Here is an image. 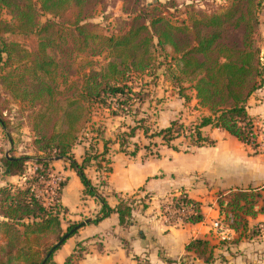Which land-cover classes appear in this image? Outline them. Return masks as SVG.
<instances>
[{
	"label": "trees",
	"instance_id": "1",
	"mask_svg": "<svg viewBox=\"0 0 264 264\" xmlns=\"http://www.w3.org/2000/svg\"><path fill=\"white\" fill-rule=\"evenodd\" d=\"M117 1L122 17L114 18L107 32L93 18L108 0H0V129L11 148L27 129L32 154L16 157L10 149L6 157L1 152L0 264H54L53 254L76 233L63 240L79 224L64 231L66 210L60 201L48 203L46 183L55 159L74 170L84 195L100 204L93 224L115 214L119 226L129 225L135 200H119L111 209L84 173L90 166L98 173L111 171L106 143L102 152L97 149L102 129L90 126L91 115L99 109L112 117L137 116L151 96L148 86L160 78L186 103L193 99L208 112L188 126L175 120L150 135L161 145L178 151L172 143L184 140L189 147H211L214 142L202 133L210 127L257 150L258 130L246 104L263 81L255 34L264 0H228L226 7L212 11L176 0ZM137 130L129 128L122 139L134 138ZM141 130L145 136L147 130ZM85 134H91L88 142ZM83 138L88 147L78 163L72 149ZM124 144H119L121 150ZM14 177L21 184L6 180ZM64 186L65 181L58 184V196ZM230 198L217 203L226 219L230 209L232 221L225 226L245 230L243 216H253L255 195L235 193ZM172 202L175 208L194 207L183 224L203 221L197 202L183 194ZM186 254L204 264L213 261V248L204 239L191 241ZM76 258L72 255L64 264H75Z\"/></svg>",
	"mask_w": 264,
	"mask_h": 264
},
{
	"label": "crops",
	"instance_id": "2",
	"mask_svg": "<svg viewBox=\"0 0 264 264\" xmlns=\"http://www.w3.org/2000/svg\"><path fill=\"white\" fill-rule=\"evenodd\" d=\"M158 82L171 95V98L165 97L159 104L162 108L156 119L158 131L168 128L175 120L191 123L208 115L207 110L200 109L195 100L186 103L162 78L157 81L156 89ZM262 96L264 84L246 104V111L254 121L264 117ZM152 98L151 93L150 101ZM100 113H103L101 118ZM120 117L94 109L90 126L102 129L101 136L96 140L99 152H102L105 143L106 149L111 145L106 154L111 171L101 177L102 174L90 166L84 173L93 185L99 187V192L111 209L118 205L119 200L130 197L135 200L130 223L121 227L117 216L111 214L93 224L100 212V204L95 198L84 195V188L74 170L62 161H53L51 168L65 181L60 194L61 206L66 210L62 220L63 230L66 231L69 225L84 223L56 250L53 263L64 264L74 255L77 256L75 264H204L201 260L186 256V247L191 241L204 239L213 248V261L209 264H264V150L262 153L258 149L253 150L225 132L206 127L202 133L214 142L213 147L184 152L161 145L150 151L146 149L147 144L141 143L130 154L117 145L116 134L122 127H130L124 123L125 117ZM137 134L139 132L134 138ZM90 137L91 134L84 135L87 142ZM84 138L72 149L78 163L88 147ZM3 141L5 139L0 129L1 147ZM100 179L102 186H99ZM6 180L21 184L17 177ZM1 181L0 171V185ZM213 191L221 192L219 198L235 193L255 195L253 216L239 213L246 221V228H239L237 232L228 229L229 242L220 243L212 230V224L223 219L216 199L213 201L211 197ZM180 194L200 205L203 216L201 223L188 225L167 219L165 206ZM252 232L259 234L253 237L250 235Z\"/></svg>",
	"mask_w": 264,
	"mask_h": 264
},
{
	"label": "rangeland",
	"instance_id": "3",
	"mask_svg": "<svg viewBox=\"0 0 264 264\" xmlns=\"http://www.w3.org/2000/svg\"><path fill=\"white\" fill-rule=\"evenodd\" d=\"M157 1L163 3L166 0H157ZM176 1L180 4H183V5L193 4L198 9H203V10H208V11H212L218 7L224 8L228 5V0H176ZM116 17H122V15H121V4L117 0H108V3L104 8H98L96 10L94 18H93V22L98 23L101 27H103L107 31V30H111L112 23H113L112 20ZM259 21H260V24H259L257 32L255 34V39L257 41L258 48L260 51V56H259L260 62L261 63L263 62V65H264V15L262 13L259 14ZM107 32H109V31H107ZM95 61L98 65L102 64L101 58H96ZM161 73H162V71L159 72L158 75H161ZM145 81L150 82L149 79H146ZM262 84H264V75H263ZM155 86L153 88L151 85L148 86L149 90L152 91L151 93H152L153 98L150 101V99H151V96H150V98L142 106H140L138 108L139 114L137 116H132L133 113H130L129 115H126V116H121V117H125L123 121H124V123L128 124V126H130V127H127V128L125 126H124V128L122 127L120 132H118L116 134L117 135L116 140H118L117 145L121 144L122 142H125L122 149L127 150L128 151L127 153L131 154L132 152L136 151L138 149V147H140L141 143L147 144L146 149H148L150 151L155 150L156 148L161 146L160 140L158 138H152L150 135H152L153 133L158 131V127L156 126V124H157L156 119L158 117L159 112H161L160 110L162 108L159 104L161 103L162 100H164L165 97L171 98V95H170V93H167L169 90L164 89L165 86L160 84L159 82L157 84V89L155 88ZM157 98H159V99H157ZM262 98H264V96H262ZM159 100H160V102L158 103ZM15 105L16 104H12V106H10V109L13 111L16 110L17 106H15ZM102 114L103 113L99 114L100 118H101ZM107 114H109V113L107 112ZM140 120L145 121L143 125L139 122ZM120 122L117 121L116 123H120ZM179 122L181 124H183L184 126L189 125L188 121L185 122L182 119H179ZM255 123L257 124V129H258L257 132H258V137H259V140H258L259 143H258L257 149L260 150L262 153L264 150V117H262L258 120L256 119ZM137 127H138V130L136 132H139V134H137L138 135L137 137H135L134 139H132V138L126 139V137H125V140L122 139V138H124L122 136L126 135L129 128H137ZM141 128L147 130V134L145 135L146 138H143L142 136H144V135L140 134V133L143 134V131L141 130ZM29 136L30 135H29L27 129H23L21 132L20 140L19 141L17 140L18 143L15 140L16 144L14 145L13 148H10L6 141H3V143L1 142V144L3 146L2 147L0 146V156H1V152H2V154H4V156H5V154L8 155V153L10 152V149L13 152L12 154L16 157H19L21 155H29V156L32 155L30 152V147H29V145H30V140H29L30 137ZM108 146H107V149L109 148L108 150H110L111 145H108ZM172 146L176 147V149H178V150H181V151L183 150L184 152L191 151L192 149H194V147L187 146V144L185 143L184 140L175 141L174 143H172ZM213 146H211V147H213ZM208 148H210V147H208ZM110 154L111 153H109V156H110ZM52 172L55 173L54 175H56V176L59 175L55 172V169H52ZM100 174H102L101 177H103L104 174L102 172ZM59 177L64 180V178L62 176L59 175ZM100 181H101V179H100ZM210 189L211 188H209L208 191ZM220 195H221V192L213 191L211 193V197H212L213 201H214V199H216V206H217L218 201L222 202L223 204L229 203V201L231 199L230 196L219 198ZM227 211H228V217H227L228 221H226L227 219L225 218V215H223V214H222V216H223L222 220L215 221L217 223H221L223 227L230 225V215H229L230 209H227ZM222 212L225 213V209L222 210Z\"/></svg>",
	"mask_w": 264,
	"mask_h": 264
},
{
	"label": "built area",
	"instance_id": "4",
	"mask_svg": "<svg viewBox=\"0 0 264 264\" xmlns=\"http://www.w3.org/2000/svg\"><path fill=\"white\" fill-rule=\"evenodd\" d=\"M264 68L263 62L261 63ZM254 126L257 129V124L254 121ZM258 130V129H257ZM62 180V181H61ZM64 180L58 176L51 174L49 176V181L46 183L47 192H48V203H56L60 201V196L57 195L58 184L63 182ZM44 183V182H43ZM165 215L168 220L178 221L182 223V219L187 218L188 216L194 214V207L189 206H179L175 208L173 202L167 204L164 208ZM212 230L217 235V239L221 242H229L231 240L230 234L228 233V229L223 227L221 223L215 222L212 225Z\"/></svg>",
	"mask_w": 264,
	"mask_h": 264
},
{
	"label": "water",
	"instance_id": "5",
	"mask_svg": "<svg viewBox=\"0 0 264 264\" xmlns=\"http://www.w3.org/2000/svg\"><path fill=\"white\" fill-rule=\"evenodd\" d=\"M6 157H8L7 154H5ZM53 161H59L58 159H55ZM86 223H88V221H86ZM84 225V223H80L79 225H77L76 227H74V229H72L68 234H66L63 237V240H65L70 234H72L74 231H77L78 229H80L82 226Z\"/></svg>",
	"mask_w": 264,
	"mask_h": 264
}]
</instances>
